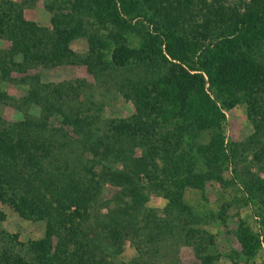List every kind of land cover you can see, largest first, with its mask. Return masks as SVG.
Returning a JSON list of instances; mask_svg holds the SVG:
<instances>
[{
  "label": "trees",
  "instance_id": "1",
  "mask_svg": "<svg viewBox=\"0 0 264 264\" xmlns=\"http://www.w3.org/2000/svg\"><path fill=\"white\" fill-rule=\"evenodd\" d=\"M73 3L74 15L86 13L98 23L91 35L81 34L87 35L88 51L80 62L97 77L117 71L122 79L116 87L125 91L123 96L132 100L135 110L129 118L111 119L102 128L97 126L98 116H87L83 109L65 111L49 96L29 91L42 118L4 123L0 131V188L8 186L18 195L7 200L21 213L49 215L48 235L31 242L33 255L29 259L8 249L0 251V264H100L91 250L97 245L90 248L76 243V250L69 252L63 243L53 246L50 238L52 233L58 235L60 223L75 218L76 212L80 222L84 221L89 202L99 201L96 195L107 180L121 186L123 198H114L124 201V212L130 214L126 218L116 210L118 221L108 214L104 226L122 224L125 233L129 220L137 218L135 213L147 204L151 193L166 200L163 214L167 223L174 211L187 212L193 220L206 216L202 208L212 214L206 207L208 181L239 189L231 204L220 201L223 196L215 192L214 202L225 210L215 212L220 219L227 220L226 208L247 205L250 199L258 203L255 217L264 226V179L249 174L244 180L238 172V144L226 141L223 111L245 102L253 137L264 133V0H250L241 9L225 0ZM13 13L0 16V36L11 42L7 65L54 64L71 53L68 43L80 34L76 30L56 29L53 33L55 25L38 26L20 12ZM131 33L140 38L127 41ZM17 53L23 55L20 62L14 61ZM156 70L163 73V79L154 77L142 88L136 74ZM63 92L62 86L56 96ZM116 161L122 162V172L111 170L110 164ZM230 166L238 180L235 185L223 176ZM76 168L78 180L73 178ZM66 177L68 181H64ZM250 178L251 183L247 181ZM46 193L65 198L64 213L55 216L56 209H50ZM70 205L73 212L67 211ZM168 228L173 226L168 223ZM67 230L72 233L74 227ZM236 230L242 254L254 256L261 247L259 237L241 217ZM185 235L189 238L190 231Z\"/></svg>",
  "mask_w": 264,
  "mask_h": 264
},
{
  "label": "rangeland",
  "instance_id": "2",
  "mask_svg": "<svg viewBox=\"0 0 264 264\" xmlns=\"http://www.w3.org/2000/svg\"><path fill=\"white\" fill-rule=\"evenodd\" d=\"M225 1L227 4L237 3L241 9L250 0ZM73 2L74 0H0L1 17L8 12L14 15L13 12L17 11L25 20L38 26L55 25L54 27L57 28L53 29V33L57 32L56 29L61 31L65 29L67 33L76 30V33H80L71 35L73 38L68 43L71 53L64 58L63 62L35 65L24 63L19 67L7 65L9 62L7 52L11 48V42L4 35L0 36V131H3L5 122L14 124L24 120L25 117H30L32 120L37 117L42 118L41 108L33 102V98H30L29 91L49 96L56 107L65 109V111L83 109L87 116L92 118L98 116L97 126L102 128L104 125L107 126L111 119H126L134 112L135 107L132 100L126 99L123 96L125 91L116 87L122 79L117 71L97 77L87 65L80 62L88 51L87 35L81 34L91 35L98 23L96 19L86 16V13H83L81 17L74 15ZM79 19L82 20V24L79 23ZM99 31L102 32V30ZM139 38L138 35L131 33L126 40L136 42ZM59 53H62V50H59ZM22 59L21 53L14 55L15 62H20ZM159 73L160 71L156 70L153 74L141 72L136 75L140 77L139 81L143 88L144 84L154 77L163 79V73ZM62 86L65 92L61 97H57L56 90ZM68 87L72 89L69 90ZM247 109V104L242 101L229 109H223L225 113L224 134L226 141H234L238 144L239 157L236 168L244 180L249 174L264 179V133L261 132L260 135L253 137L254 126L247 114ZM9 133H12V129ZM260 141L263 144H260ZM135 153L138 154L134 151V155ZM256 155L259 158H256ZM110 167L111 170L122 172L124 166L122 162L116 161L110 164ZM231 169L232 166L223 176L235 185L238 180ZM77 171L76 168L73 175L74 180L79 179ZM138 176L146 177L141 172H138ZM63 179L68 181V177ZM252 179L247 181L251 183ZM120 187L112 180L104 182L99 195H96V201L98 197L99 201L89 202L87 214L83 216L84 221L80 222L81 218L76 212L75 218H70L69 222L64 221V224L59 222L61 225L58 228L59 234L52 233L50 238L53 246L63 243L67 245L69 252H73L78 243L86 247L97 245L98 248L91 250H94L95 261L100 264H264V226L259 222V218L255 217L254 212L258 203L249 199L247 205L236 208L232 205L226 208L228 211L225 214L227 217L225 221L215 214L216 211L222 213L225 211L219 207V203L214 202L215 192L218 196H223L220 201L225 200L229 204L231 200H235V192L236 197L238 196L239 189H228V183L218 184L208 181L205 187L208 196L206 207L211 208L212 214L207 208H202L206 216L202 214L193 220L187 212L174 211L168 216V221H171L168 223L173 226V229L168 228L167 217L163 214L166 200L151 193L148 195L147 204L139 209V213H135L137 218L133 221L129 220L126 233L124 232L126 226L123 227L122 224L104 226L109 220L108 214L118 221L119 214L116 210L122 215L125 213L126 218L130 214L129 210L124 212L125 203L120 201L123 198L119 193ZM0 191H3L0 193V251L8 249L12 254L18 253L29 259L33 255L29 251L31 242L46 238L48 235L49 215L41 217L40 214L28 216V212L21 213L7 200V197L18 195L13 193L8 186H2ZM116 195L121 198L115 199ZM261 198L264 199V195ZM17 200L19 202V198ZM45 200L49 202L50 209H56L55 216L65 212L67 202L64 197L52 198L46 193ZM71 206H68L67 211H74ZM238 217L245 219L261 241V247L254 256L247 257L242 254L240 243L237 240ZM122 223L128 224L127 222ZM70 227H74V232L70 233L67 230ZM189 231L190 239L185 235ZM113 233L116 235L114 236ZM83 252L87 255L86 250Z\"/></svg>",
  "mask_w": 264,
  "mask_h": 264
}]
</instances>
